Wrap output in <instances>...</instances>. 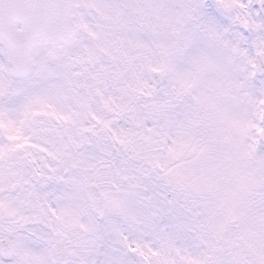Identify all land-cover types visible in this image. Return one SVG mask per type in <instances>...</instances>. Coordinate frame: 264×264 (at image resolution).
Wrapping results in <instances>:
<instances>
[{"label":"snow or ice","instance_id":"obj_1","mask_svg":"<svg viewBox=\"0 0 264 264\" xmlns=\"http://www.w3.org/2000/svg\"><path fill=\"white\" fill-rule=\"evenodd\" d=\"M0 264H264V0H0Z\"/></svg>","mask_w":264,"mask_h":264}]
</instances>
